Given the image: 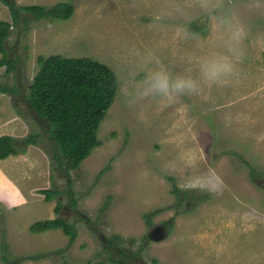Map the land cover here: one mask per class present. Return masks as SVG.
Masks as SVG:
<instances>
[{
	"label": "rangeland",
	"instance_id": "obj_1",
	"mask_svg": "<svg viewBox=\"0 0 264 264\" xmlns=\"http://www.w3.org/2000/svg\"><path fill=\"white\" fill-rule=\"evenodd\" d=\"M8 1L69 2L73 14L30 16L28 28L14 26L7 41L15 70L0 65V84L16 92H0V135L43 136L25 153L0 160V264L4 239L21 264H114L111 257L126 264H264V0H230L248 38L229 86L164 109L152 102L127 107L116 94L98 127L100 144L68 172L52 157L49 135L28 103L38 59L88 57L118 78L132 48L152 50L180 71L193 42L171 37L177 0ZM158 12L169 13L163 28L153 25ZM0 20L12 23L7 0H0ZM196 24L204 31L203 22ZM44 189L56 194L46 199ZM58 216L74 224L73 241L61 228L31 230ZM157 228L163 236L155 238Z\"/></svg>",
	"mask_w": 264,
	"mask_h": 264
},
{
	"label": "trees",
	"instance_id": "obj_2",
	"mask_svg": "<svg viewBox=\"0 0 264 264\" xmlns=\"http://www.w3.org/2000/svg\"><path fill=\"white\" fill-rule=\"evenodd\" d=\"M7 2L12 23L0 20V53L2 54L0 65L6 66V72L11 73L15 70V66L9 58L7 41L12 35L14 26L23 22L28 28L27 22L30 21V16L35 20L69 19L73 14V6L69 2H58L49 7L19 5L8 0ZM192 27L197 31L200 30L196 22H193ZM38 63L39 70L29 86V106L41 121L44 134L49 135L54 160L64 167L65 172L76 170L92 149L100 144L97 131L116 97V75L106 64L88 57L67 58L62 55H51L40 57ZM0 92L15 93L16 88L0 84ZM42 136L43 134L39 132L30 133L22 138L8 134L0 135V160L25 153L29 145H38ZM41 192L46 195V199L56 194V191L50 189ZM173 192L181 199V191L176 186ZM59 211L60 205L56 207V212ZM144 217L147 225L150 226L149 215L144 214ZM168 223L171 225L173 219ZM54 228H61L70 236V241L76 237L74 224L60 216L37 221L31 226L33 231ZM2 234L5 235L4 230ZM149 237V235L145 236L146 239ZM1 251V258L6 264H21L23 257L12 256L5 239L1 242ZM46 256L47 254L42 253L32 255L30 258L38 260ZM110 261L114 264H126L114 257H111Z\"/></svg>",
	"mask_w": 264,
	"mask_h": 264
},
{
	"label": "clouds",
	"instance_id": "obj_3",
	"mask_svg": "<svg viewBox=\"0 0 264 264\" xmlns=\"http://www.w3.org/2000/svg\"><path fill=\"white\" fill-rule=\"evenodd\" d=\"M171 7L179 18L170 26L171 37L194 45L183 57L185 67L176 71L152 50L130 49L128 64L116 80L117 94L127 107L152 102L164 109L179 105L186 97L227 87L246 58L248 29L230 0H177ZM168 15L154 14L153 25L165 27ZM193 22H203L204 31L195 30Z\"/></svg>",
	"mask_w": 264,
	"mask_h": 264
},
{
	"label": "water",
	"instance_id": "obj_4",
	"mask_svg": "<svg viewBox=\"0 0 264 264\" xmlns=\"http://www.w3.org/2000/svg\"><path fill=\"white\" fill-rule=\"evenodd\" d=\"M159 232H160V229H158V228L153 232V235H154L155 238H157V237H159V236H160V237L163 236V233H161V235L158 236ZM161 232H162V231H161ZM149 236H150V235H149ZM150 237H151V236H150Z\"/></svg>",
	"mask_w": 264,
	"mask_h": 264
}]
</instances>
